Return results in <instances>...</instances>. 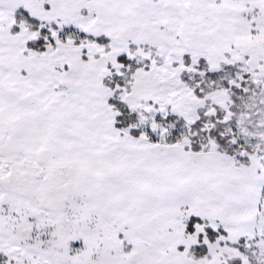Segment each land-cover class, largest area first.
<instances>
[{"label": "snow or ice", "instance_id": "obj_1", "mask_svg": "<svg viewBox=\"0 0 264 264\" xmlns=\"http://www.w3.org/2000/svg\"><path fill=\"white\" fill-rule=\"evenodd\" d=\"M0 264H264V0H0Z\"/></svg>", "mask_w": 264, "mask_h": 264}]
</instances>
